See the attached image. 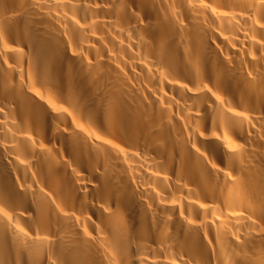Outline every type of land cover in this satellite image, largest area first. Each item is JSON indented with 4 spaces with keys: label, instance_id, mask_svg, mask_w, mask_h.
<instances>
[{
    "label": "bare ground",
    "instance_id": "1",
    "mask_svg": "<svg viewBox=\"0 0 264 264\" xmlns=\"http://www.w3.org/2000/svg\"><path fill=\"white\" fill-rule=\"evenodd\" d=\"M0 264H264V0H0Z\"/></svg>",
    "mask_w": 264,
    "mask_h": 264
}]
</instances>
